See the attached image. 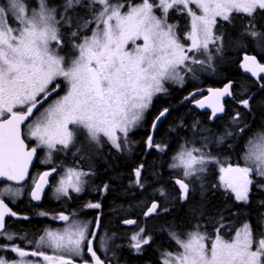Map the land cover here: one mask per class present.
I'll use <instances>...</instances> for the list:
<instances>
[{
    "label": "snow or ice",
    "instance_id": "1",
    "mask_svg": "<svg viewBox=\"0 0 264 264\" xmlns=\"http://www.w3.org/2000/svg\"><path fill=\"white\" fill-rule=\"evenodd\" d=\"M177 15L188 19L182 35L179 24L170 22ZM238 18L247 19L238 45L246 47L243 41L247 40L264 50V29L256 25L264 20V0H0V264H120L124 247L141 254L153 242L146 225L138 226L128 244L121 245L115 243V233L100 236L99 215L84 220L78 213L64 211L52 217L64 222L61 227L29 238L9 230L7 217H28H18L6 200L15 203L23 193L29 166L39 159L40 151L45 152L42 162L49 164L53 154L71 152L84 159L82 152L105 143L122 151L153 98L168 92L166 84H183L182 73L196 78L193 66L212 67L224 46V23L232 25ZM242 67L264 80V64L256 56L245 55ZM209 92L207 106L216 117L224 112L221 98L232 95L231 84ZM240 103L249 107V99ZM196 104L205 107V101ZM168 111L159 112L153 129ZM239 117L236 113L233 123L239 125ZM198 123L192 125L193 138L179 146L169 164L178 174L173 179L180 201H188L197 182L203 191L209 165L217 164L225 195L249 204L253 187L264 190V132L254 133L243 145V164L225 167L207 151L210 136L195 138ZM249 127L239 126L235 135ZM228 137L234 133L225 129L217 143ZM145 143L161 151L167 147L154 144L151 135ZM57 168L53 165L31 177V200L46 195L54 173L60 176L55 198L65 201L73 199V193H85L94 175L78 162L60 166V172ZM142 169L143 165L134 170L141 188ZM107 189L105 185L103 190ZM156 191L164 200L170 199L163 187ZM260 203L264 205V200ZM100 207L93 202L84 205ZM168 211L153 200L143 215L154 218ZM122 223L136 225L137 221ZM168 235L177 251L162 252L161 264H264V213L255 224L245 219L239 226L223 216L206 222L197 219L190 229Z\"/></svg>",
    "mask_w": 264,
    "mask_h": 264
},
{
    "label": "trees",
    "instance_id": "2",
    "mask_svg": "<svg viewBox=\"0 0 264 264\" xmlns=\"http://www.w3.org/2000/svg\"><path fill=\"white\" fill-rule=\"evenodd\" d=\"M245 23L247 24V19L241 18L240 20H235L232 25L226 24L225 35L226 41H228V48L226 49L223 58L218 62L216 70L213 72L214 79L201 78L198 84L190 82L184 87V89H175L166 98H157L154 102L153 107L148 114L147 121H150L154 114L162 111L164 108H167L170 111L165 122L159 125L154 135V140L158 145H168L167 153L162 154L160 152L156 153L151 151L147 155L145 154V142L149 136L148 122L147 125H144L138 132L131 136L135 148L133 153L125 158L112 156L106 157L103 154H96L90 151L87 154V156L91 158L92 164L97 168V182L99 186L101 185L102 187L104 184L108 183L110 184V187L120 188L109 192L103 202L104 213L102 215V222H107L109 228H116L121 219L131 216L132 211H134L140 204L143 206L141 209H143L149 199L152 198L145 199L146 194L144 191L139 194L140 199H142L141 202H139L140 204L136 201L133 202L129 200L132 195L134 196L133 199L138 197L135 195L136 193H130L127 184L132 181L133 169L137 168L140 164L143 165L142 180L145 185L144 190L153 185L152 181H157L162 184L166 182L167 178L169 180H167L169 184L168 187H166V190H168V193L172 198V203L168 206L170 207L169 211L163 213V216L159 218H150L147 220L149 222L148 228L150 231L155 232V237L158 236L161 239L166 236V234H163L165 231L169 232L172 229L182 230L190 228L196 223L197 219L200 221H208L210 219H219L220 216H223L225 220H228V216H233V211L236 212V214H234L236 217H232L234 221L238 222L249 218L254 224L256 223L257 218L259 217V208L254 198L249 207H243L242 205L234 204L231 200L228 202H222L218 197H212L211 194H208V191H201L195 197L190 196L187 202H181L179 194L175 191V186L172 183L176 174L168 168L170 159L169 155L175 149L176 143L180 138L179 136H186L189 132L191 133L193 130L191 128L192 125L199 122V120L202 124L199 125L198 123L197 130L203 128V125H206L204 129H210L209 132L220 136L224 132L223 128L226 125L225 128L234 133V137H228L223 143H221L223 144L222 149L225 148L223 154L228 156L230 154V158L234 159L240 157L243 151V145L249 137L256 132L264 131V87H261V84L259 85L251 80L242 78L240 71L237 69V61L242 53H255L253 44L250 41H243V43L246 44V47L238 45V41L241 40V35H239V33L240 31H243ZM256 25L257 28L264 29V20H258ZM229 81L234 83L235 89L239 86L246 91L244 94L239 93V95L243 94L242 97H239L240 101L243 99H249L248 108H244L243 105L236 107L240 114L239 125H234L232 122L233 116L231 115L233 114V107L231 106L227 109L223 119L216 120L212 125L208 124L205 116L198 115V113L191 108V103H184L185 105H182L179 108H176L175 106L178 102L182 101L183 96L189 95L192 91L196 90V88L202 89L219 86L221 83ZM180 123L183 125L182 128L178 129ZM245 123L250 127L246 129L244 134L235 135V133L238 132V127L243 126ZM182 129H186V133L183 132ZM172 131L174 134L171 133ZM229 144H231L230 148ZM95 157H100V161L98 162ZM147 177L151 178V180L147 181ZM157 185L158 184H156V186ZM153 198L161 202L162 207L165 206V204H163V198L159 197L157 193H155ZM46 204L50 206L48 201ZM201 213L203 214L202 216L200 215ZM141 220L143 221V219ZM36 224L38 225L39 223H22V227L32 228ZM152 249L153 245L147 248L145 255L146 259H154L155 251H152ZM139 261H143V259H139Z\"/></svg>",
    "mask_w": 264,
    "mask_h": 264
},
{
    "label": "flooded vegetation",
    "instance_id": "3",
    "mask_svg": "<svg viewBox=\"0 0 264 264\" xmlns=\"http://www.w3.org/2000/svg\"><path fill=\"white\" fill-rule=\"evenodd\" d=\"M33 3H34V0H33ZM173 18L179 22L181 30H182V27H184V25L188 21L187 17H181L179 15H177ZM173 18L170 19V21H174ZM181 30H180V33H181ZM253 49H254L255 53L254 54L250 53V54L255 55L257 57L258 61L261 64H264V50L259 51L254 46H253ZM244 54L245 53H242L239 60L237 61V69L240 71L241 77L244 79L251 80L256 84H259V85L262 84L264 82V80H261L260 78L258 79V78L245 77L243 75L242 71L239 69V65L242 61V56ZM202 78L203 79H205V78L206 79L207 78L214 79L215 77L213 76V77H202ZM229 83L232 84V95L228 100H226L225 107H226V112H227V109L229 108V106L233 107V111H232L233 114L231 113L232 114L231 116L234 117L236 115V113H238V110L236 107L242 106V104L240 103L239 97L240 96L242 97V95L244 93H246V91L244 89L240 88L239 86L237 89H235L233 82H231V81L223 82L219 86L202 88L201 90H203V93H202L201 97H203L204 93L206 94V92L209 91V89H221ZM167 88H168V94H166L165 96H161L159 98H166L167 96L170 95V93L173 90L179 89V87H173V86L167 87ZM182 89H184V88H182ZM201 90H199V91H201ZM239 93L240 94L243 93V94L239 95ZM60 95H63V90L60 91ZM188 96L189 95L183 96L182 101L178 102V104L175 105L176 108H179L180 106L185 105L184 103H191V108H192V102L189 101L191 99H189ZM54 98L55 97H53V99ZM49 102H51V101H49ZM45 107H47V104H45ZM42 110L43 109H41V111ZM169 112L170 111H168V113ZM196 112L198 113V115L205 116V118L207 119V121H209V123L211 122L210 121V116H211L210 113H204L201 111H196ZM158 114H159V112L154 114V116L151 117L150 121H148L149 122L148 123L149 134H150V131L154 130V135H155L156 130L158 129L159 125L161 123L165 122V120L168 116V114H167L164 118H162L160 120V122L157 123L156 128L153 129L152 125H153V122H154V120ZM201 124L202 123L199 122V125H201ZM210 124L212 125L214 123H210ZM203 128H205V125H203ZM26 143H29L30 146H34V142L26 140ZM145 147H146V145H145ZM177 147H178V145L175 147L174 150H176ZM134 148H135V146L133 145L132 140H129L128 145L122 151H119V152L117 150H115L114 148H112L111 145L105 143L101 147L89 148L86 152H82V155L85 156L84 159H80L79 155L73 156L71 152L53 154L52 164L42 162L45 159V152L40 151L39 159H34V162L32 163V165L29 169L30 175H29V178L24 182L25 188H24L23 193L20 195V197L16 200L15 203H11L8 200H6V203H8V205L12 209V211H14L18 214V217H24V216L28 217V219H26V220L21 219V218H17V217H7L6 221L9 225V230L13 231V232L21 233V234H28L29 238H33V237H37V236L43 234V231L47 228L56 229V228L61 227L64 222L52 219L53 216L57 215L61 211H64L66 214L67 213H78L80 218L84 219V220H95L96 216L99 215L101 218V224H102L100 236L101 237H105L106 235L111 236L113 233H115L116 234L115 243L121 244V245H127L129 242V239H128L129 236L133 232L138 230V226L146 225L147 230L152 233L153 242L150 245L145 246L144 251L141 254H136L135 252L129 250L127 247H124L122 252L120 253V264H161L160 254L162 252H165V251H169V252L177 251V245L169 238V235H168L169 232L165 231L163 234H166V236L162 237L161 239L157 235H156L157 237H155L154 236L155 232L150 231L148 228L149 222L147 220H145V221L141 220V218L143 217V212L146 211L147 207H149V205L153 202V200H154L153 196H152V198L149 199L148 203L144 206V209H141V207H140L141 205H138L140 207V209L132 211L131 216L121 219L118 222V225L116 228L111 229L107 226V222H102V215L104 213L103 212L104 199L106 198V196L108 195L109 192L115 191V190L120 189V188L119 187H117V188L110 187V184H108V183L104 184L102 187H101V185L99 186V184L97 182V168L92 164V160H91V158H89L87 156V154L90 151V152L96 153V154H103L106 157L112 156V157L125 158L126 156L133 153ZM222 150L225 151V148ZM151 151L155 152L153 149H150L148 151L146 149L145 154L147 155ZM166 152H167V150H166ZM216 152H218L217 149L214 150V153H216ZM219 154H220V151H219ZM216 157H218V159L223 158L220 156H216ZM228 157L230 158V154ZM95 159L98 162L100 161V157H95ZM230 160L232 162L229 164L234 165L233 163H236V161L240 160V157L238 159L230 158ZM77 162L79 163V166L83 167L85 170L91 169V171L94 173V175L91 178V181L89 182V184L87 186V190L85 193H83L79 196H77L76 194L73 193L72 194L73 199L67 200V201H65V198H63V197H61L60 199H56L55 194H54V186L57 183V181L59 180L60 176L54 173L53 176L49 177L50 187H46V189H45L46 195L43 196L40 201L31 200V197H30V190H31L30 186L32 185L31 177H35V176H37V174H42L44 171L50 170V168L53 165L58 166L57 170H58V172H60L61 171L60 166H63L64 168L71 167L74 164H76ZM141 165L142 164L138 165L137 168H139ZM135 169L136 168H134L132 171V181L130 183H128L127 185H128V190L130 191V193H133V194L136 193L135 195L138 196L136 199H133L134 196L132 195L129 200L133 201V202L136 201L137 203H139L140 202L139 194L144 192V191L146 192V190H144V188H141L139 185H137L135 183V175H134ZM142 172H143V169H142ZM142 172H141V179H142ZM219 175H220L219 166H214V164L209 166V171L206 174L205 179H204V188H203L202 192L208 191V194H211L212 197H218V199L222 200V202H228L231 200L234 204L242 205L243 207H249L250 203L252 202V199L254 198L256 200V202L258 204L257 206L259 208L258 215L260 216L262 213H264V205H262L260 203V201L264 200V190H259V189H256L255 187H253V190L250 193V203L249 204H244L243 202H236L232 195H225V190L223 189V187L219 186V184H220ZM105 185L108 186L107 191L103 190ZM213 185H217V187H213ZM199 192H201V189H200L199 182H197L196 190L193 193H191L190 196L195 197ZM47 201L50 203V206H48L46 204ZM88 202L99 203L101 205V207L99 209H86V208H84V205ZM22 206H23V208H22ZM167 208L169 209L170 207L167 206ZM40 212H45L48 215L40 216V215H38V213H40ZM234 214H236L235 211H233L232 217H236V215H234ZM161 216H163V215L161 214L158 217H154V218H159ZM228 217H229L228 220H234L232 217H230V216H228ZM125 219H134L137 221V224L136 225H125L122 223V221ZM148 219H150V218H148ZM246 219H249V218H246ZM244 220L245 219H243L242 221H238V222L235 221L236 225L239 226ZM29 222H32V223L38 222L39 224L34 225L32 228L31 227L30 228H23L22 227V223H29ZM201 222H206V221L201 220ZM190 228L182 229V230L172 229L170 231L175 230L178 232H183V231H186ZM209 231H211L210 227H209ZM159 234H162V233H159ZM151 245H153L152 251H155V252H154V259L149 260V259L145 258V255H146L147 248H149ZM139 259H143V261H139Z\"/></svg>",
    "mask_w": 264,
    "mask_h": 264
},
{
    "label": "rangeland",
    "instance_id": "4",
    "mask_svg": "<svg viewBox=\"0 0 264 264\" xmlns=\"http://www.w3.org/2000/svg\"><path fill=\"white\" fill-rule=\"evenodd\" d=\"M239 16H243V14H238ZM241 18H238V19H236V20H240ZM173 20H174V22H172V23H178L179 24V22L178 21H176L174 18H173ZM227 23L225 22L224 23V32L226 31V25ZM246 24V23H245ZM244 24V25H245ZM187 26H188V21L186 22V24L184 25V27H182V30H181V33L183 34V31L184 30H186L187 29ZM181 34V35H182ZM241 34V31H240V33H239V35ZM138 43H139V41H138ZM228 41H226V35L224 36V46H223V49H222V51L219 53V54H216L215 56H214V59H213V61H212V67H207V65H205V66H203V68H201V66H199V65H196V66H193V67H195L196 69H197V71H196V73H195V77L196 78H193V73H182V75H184V82H183V84H180V83H168L169 85H172L173 87H183V86H185L187 83H189V82H194V83H196V84H198V82L200 81V79L202 78V77H206V75H208L209 74V76H211V77H213V75H212V71H213V69L215 68V66H217V64H218V62L223 58V55H225V51H226V49L228 48ZM129 46H131V45H129ZM257 49V48H256ZM230 50V49H229ZM257 50H259V51H262V50H260V49H257ZM230 52H231V50H230ZM201 58H203V57H201ZM211 73V74H210ZM214 74V73H213ZM166 86H167V84H166ZM203 93V90H201V91H196V92H194V94H192V96H194V97H197V96H199V95H201ZM159 95V94H158ZM156 97V96H155ZM154 97V98H155ZM154 98H153V100H154ZM146 114V113H145ZM199 122H200V120H199ZM182 125L183 124H179L178 125V129H180V128H182ZM226 126V125H225ZM225 126H224V131H225ZM228 128V127H227ZM134 130V129H133ZM132 130V131H133ZM199 130V129H198ZM197 130V132L195 133V138L197 139V141H199L200 140V138L202 137V136H205V135H207V136H210V140H209V142H208V147H207V151H209L210 150V147H212V148H215L216 147V149H219V148H222V144L221 143H217V135H215V134H213V133H211V132H205V133H201V132H199ZM208 130H210V129H208ZM131 131V132H132ZM182 131L183 132H185L186 133V129H182ZM130 132V133H131ZM170 132V131H169ZM129 133V134H130ZM172 134H174L173 133V131L171 132ZM193 135H194V133H193V130H192V132L190 133H188V135H186V136H179L180 138L178 139V142L176 143V146L179 144V146L181 145V144H183L186 140H191L192 138H193ZM130 137V136H129ZM128 137V138H129ZM215 138V139H214ZM247 141V140H246ZM166 146L168 147V145L166 144ZM175 146V147H176ZM179 148V147H178ZM149 149H151V148H149ZM153 150H156V148H152ZM177 152V150H174L170 155H169V157L170 156H173L175 153ZM243 155V151H242V153H241V155H240V160H241V156ZM221 161V164L224 162V160H220ZM173 161H171V163H172ZM227 162V161H226ZM239 162H242V164H243V161L241 160V161H239ZM169 163H170V159H169ZM209 166H211V165H209ZM219 167H220V165H218ZM168 168H169V165H168ZM170 169V168H169ZM171 170V169H170ZM174 174H176V172H174L173 170H171ZM176 176H177V174H176ZM148 180H151V178H149V177H147V181ZM167 180H168V178H167ZM166 180V182L165 183H160V182H157V181H152V183H153V185L152 186H149V188H146V192H145V194H146V198L145 199H149L150 197H152V196H155V193H157L158 194V196H160L159 195V193L156 191V189H158V188H161V187H163L165 190H166V187H168V184H169V180L167 181ZM174 182V181H173ZM156 184H158L157 186H156ZM147 186V185H146ZM127 187H128V185H127ZM154 188V189H153ZM154 190V191H153ZM166 192L168 193V190H166ZM141 200L142 199H140V202H141ZM163 200V204H166V205H171V203H172V198L170 197V199H168V200H164V199H162ZM140 204V203H139ZM141 205V204H140ZM140 207H143L142 205L140 206ZM140 207L139 206H137L136 208H135V210H139L140 209ZM144 209V208H143Z\"/></svg>",
    "mask_w": 264,
    "mask_h": 264
},
{
    "label": "water",
    "instance_id": "5",
    "mask_svg": "<svg viewBox=\"0 0 264 264\" xmlns=\"http://www.w3.org/2000/svg\"><path fill=\"white\" fill-rule=\"evenodd\" d=\"M243 63H244V57H243L242 62L240 63L239 68L242 70V73H243V75H244L245 77L259 78V77L253 76L250 72L245 71V69L242 67V64H243ZM261 76L264 77V73H262ZM229 84H231V83H229ZM229 84H227V85H229ZM225 86H226V85H225ZM225 86H224V87H225ZM224 87H223V88H224ZM223 88H221V89H223ZM231 90H232V84H231ZM210 95H211V93H209V95H207L206 97H204L203 99L200 100V101H205V107L201 108V107H199L196 103H194V104H193L194 109H200L201 111H204V112H211V113H212V108L207 106ZM228 97H229V96L226 95V96H224V97L221 98V103H222L223 107H224V101L227 100ZM225 112H226V108L224 107V112H222V113H217V114H216V117H213V116H212V120H216V119H218V118H220V117H223V116L225 115ZM34 159H35V158H34ZM33 162H34V160H33ZM30 167H31V165L29 166V169H30Z\"/></svg>",
    "mask_w": 264,
    "mask_h": 264
},
{
    "label": "bare ground",
    "instance_id": "6",
    "mask_svg": "<svg viewBox=\"0 0 264 264\" xmlns=\"http://www.w3.org/2000/svg\"><path fill=\"white\" fill-rule=\"evenodd\" d=\"M206 81V80H205ZM234 94V93H233ZM186 102V101H185ZM208 116V115H207ZM192 128V127H191ZM235 143V142H234ZM231 145V144H229ZM234 145V144H233ZM237 145V144H236ZM233 147V146H232ZM230 148V147H229ZM171 150V149H170ZM228 150V149H227ZM224 151V150H223ZM231 151V150H230ZM233 155V154H232ZM158 156V155H157ZM236 156V155H235ZM161 157V156H160ZM154 162V161H153ZM157 166V165H156ZM160 174V173H159ZM160 178V177H159ZM163 178V177H162ZM128 188V187H127ZM176 191V190H175ZM198 191V190H197ZM155 198V197H154ZM220 198V197H219ZM170 206V205H169ZM112 214V213H111ZM107 217V216H106ZM120 220V219H119ZM111 223V222H110ZM182 224V223H181Z\"/></svg>",
    "mask_w": 264,
    "mask_h": 264
}]
</instances>
